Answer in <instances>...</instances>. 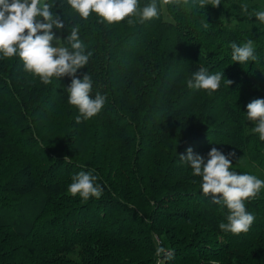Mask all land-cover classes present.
Returning <instances> with one entry per match:
<instances>
[{"label": "trees", "instance_id": "1", "mask_svg": "<svg viewBox=\"0 0 264 264\" xmlns=\"http://www.w3.org/2000/svg\"><path fill=\"white\" fill-rule=\"evenodd\" d=\"M251 1L249 12L264 7ZM48 2L65 20L57 37L79 27L91 55L75 75L87 72L105 104L77 122L71 77L45 84L18 57L0 58V264H264L262 192L245 201L255 216L247 232L221 230L228 210L179 158L217 147L234 154L232 170L249 172L234 165L245 154L264 172V141L243 114L264 97V27L242 0H156L157 16L112 24ZM247 38L255 59L232 61L231 42ZM200 66L231 83L190 88ZM93 169L102 195L70 194L72 176Z\"/></svg>", "mask_w": 264, "mask_h": 264}, {"label": "clouds", "instance_id": "2", "mask_svg": "<svg viewBox=\"0 0 264 264\" xmlns=\"http://www.w3.org/2000/svg\"><path fill=\"white\" fill-rule=\"evenodd\" d=\"M193 2L202 7L221 4V0ZM61 3L68 5L81 18L95 13L108 24L120 22L126 17L128 23L133 22V17H138L143 22L159 14L156 0H149L142 5L140 0H61ZM240 8L243 14L254 16L264 26V7L249 12L247 0H242ZM232 23L235 24L236 21L233 20ZM203 27L207 28L208 23L205 22ZM63 28L65 20L62 13L53 10L48 0H0V58L18 57L23 68L37 75L45 84L50 83L53 77H71L65 91L68 103L78 109L79 114L75 116V120L80 122L93 117L102 109L105 95H91L93 80L87 72L82 77L75 75L88 62L91 50L86 51L77 25L73 24L66 37L60 39L53 29ZM65 40L66 43H63ZM254 53L252 38L241 43L231 42V59L234 62L255 59ZM222 79V72H212L207 67L200 66L190 73L187 85L211 91L220 87ZM223 80L227 84L231 83ZM243 114L253 122L250 131L258 134V138L264 141V97L247 103ZM232 155L234 154H226L217 147H212L205 156L194 152L189 146L179 158L200 178L201 193L213 194L212 200L223 204L228 210L226 222H221L219 228L235 234L247 232L253 223L255 216L246 209L245 201L264 188V179L250 172L232 170ZM93 173L94 169L75 173L67 187L68 192L85 200L89 197L99 198L103 189ZM212 264L218 262L213 261Z\"/></svg>", "mask_w": 264, "mask_h": 264}, {"label": "rangeland", "instance_id": "3", "mask_svg": "<svg viewBox=\"0 0 264 264\" xmlns=\"http://www.w3.org/2000/svg\"><path fill=\"white\" fill-rule=\"evenodd\" d=\"M252 3H253V1L249 2L248 4L251 5ZM257 27H258V26H257ZM261 27H264V26H261V25L259 24V27H258V28H261ZM53 43H55V40L53 41ZM252 126H253V122H252V121H248V123H247V132H251V131H250V127H252ZM234 165H235V166H241V167H244V168H246L250 173H253V174L257 175L259 178L264 179V172H263L260 168H258L257 166H255L253 163H251V162L248 160V158H247V156H246L245 154H243V155H241L240 157H238V158L234 161ZM260 192H262V194L264 195V188H262ZM155 241H156V243H157L156 238H155ZM164 251H166V250L164 249V250H162V251H160V252L158 251V252H159V254H162ZM166 252H168V251H166Z\"/></svg>", "mask_w": 264, "mask_h": 264}, {"label": "built area", "instance_id": "4", "mask_svg": "<svg viewBox=\"0 0 264 264\" xmlns=\"http://www.w3.org/2000/svg\"><path fill=\"white\" fill-rule=\"evenodd\" d=\"M168 252L164 251L163 254H167ZM162 258L160 256H158L157 260H156V264H162Z\"/></svg>", "mask_w": 264, "mask_h": 264}]
</instances>
